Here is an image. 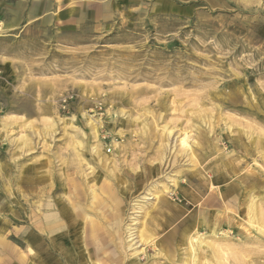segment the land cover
<instances>
[{
	"label": "rangeland",
	"instance_id": "obj_1",
	"mask_svg": "<svg viewBox=\"0 0 264 264\" xmlns=\"http://www.w3.org/2000/svg\"><path fill=\"white\" fill-rule=\"evenodd\" d=\"M53 201L84 208L77 264H179L184 234L264 264V0H0V264H34Z\"/></svg>",
	"mask_w": 264,
	"mask_h": 264
},
{
	"label": "bare ground",
	"instance_id": "obj_2",
	"mask_svg": "<svg viewBox=\"0 0 264 264\" xmlns=\"http://www.w3.org/2000/svg\"><path fill=\"white\" fill-rule=\"evenodd\" d=\"M208 117V116H207ZM211 121V119H210ZM91 122V120H90ZM96 122V121H95ZM229 122V121H228ZM91 123H94L93 121ZM96 124V123H95ZM232 125V124H231ZM141 126V125H140ZM207 126V125H206ZM252 126V125H251ZM250 127V126H249ZM228 128V127H227ZM91 129H93V131L95 132V125H91ZM181 130V129H180ZM257 130V129H256ZM165 131V130H164ZM171 131V130H170ZM178 131V130H177ZM186 132V131H185ZM183 132V135L181 134L178 135V143L180 146L182 147H190V142L188 140V134ZM181 133V132H180ZM167 135V134H166ZM166 137V136H165ZM250 137V136H249ZM176 141H177V138H176ZM194 144L196 146H199L200 144L196 141V139L194 140ZM190 150V149H189ZM91 151H92V155H94V158L96 159V162L98 165L102 166V167H109V163H110V159L109 158H106L105 156H103L99 151H97V147L95 146H92L91 148ZM191 152V151H190ZM91 154V153H90ZM192 155V154H191ZM186 156V155H185ZM193 156V155H192ZM95 162V161H94ZM96 164V165H97ZM41 167L40 166H37L36 167V175H37V178H36V184L39 185L43 182V180L47 183L49 182V180L51 179L49 175L46 176L45 173H42L41 171ZM196 171V170H195ZM225 172V171H224ZM209 176V175H208ZM180 177V176H179ZM230 179V178H229ZM38 187V186H37ZM40 187V186H39ZM210 187V186H209ZM214 186L211 185V188H213ZM257 187V186H256ZM50 188V187H49ZM210 188V189H211ZM38 189V188H37ZM51 189V188H50ZM124 189V188H123ZM122 189V190H123ZM38 194H37V198H38V202L40 201V198H41V194L40 193V189L37 191ZM257 192V191H256ZM255 192V193H256ZM263 192V191H262ZM233 194V193H232ZM147 195H154V198L158 200V203H163V202H166L167 201V196H166V193H165V189H163L157 196H155V194H147ZM252 196V195H251ZM257 196V195H256ZM144 197V196H143ZM146 198L144 199H148L147 196L145 195ZM237 197V196H236ZM96 198H97V195H96V191L95 189L92 190V195H91V201H90V205H88V207H95L96 205ZM249 198V197H248ZM251 199V197H250ZM255 200V198H254ZM68 201V200H67ZM235 201H236V198H235ZM250 201V200H249ZM146 202V201H145ZM155 202V201H154ZM245 202V201H244ZM253 202V201H251ZM40 203V202H39ZM44 203V202H43ZM46 203V202H45ZM247 203V202H246ZM41 205V203L39 204ZM47 205V204H46ZM74 207L73 208V211H69L68 208H66V205L62 204L61 205V202L58 201V203L55 201H53V204L51 203L50 204V207L51 209H49V212L46 214L45 217H43L44 215L41 213V210L37 209V215L35 217V220H34V226H33V239L34 240V251H35V259H34V264H77V258H76V251H78V247L76 248L75 244L74 243H70L68 241V239H63L61 238L62 237H68V235H72V229L71 226L69 225V223L67 221H69L68 219V216L69 217H72L74 216V213L76 214H80L81 210H83L84 208H80L79 205H74L72 204ZM155 205V203H154ZM259 205V204H258ZM247 206V204L245 205ZM249 207H251L252 209H256V206H254L253 203L249 204L248 205ZM49 207V205H48ZM153 208L156 207L155 206H152ZM142 207L140 206L139 209H141ZM144 208V207H143ZM260 208V207H259ZM263 209V208H262ZM248 210V209H247ZM46 211V210H45ZM76 211V212H74ZM260 211V210H259ZM258 211V212H259ZM144 212V217H147L149 216V213L150 212H147L146 210L143 211ZM248 211H246L247 213ZM257 212V213H258ZM245 213V214H246ZM250 213V212H248ZM253 213V212H252ZM250 215V214H249ZM248 215V216H249ZM254 215V214H253ZM259 215V213H258ZM260 221L263 220L264 222V219H263V215L260 214ZM87 216H85V220H88V222L90 223V237H93V234L94 232H96V228H95V225H94V221L89 219V218H86ZM135 217V216H134ZM247 217V216H246ZM74 218V217H73ZM253 219V218H252ZM251 219V220H252ZM248 220V219H247ZM258 220V219H257ZM256 220V221H257ZM250 221V220H249ZM70 222V221H69ZM78 222V221H77ZM252 222V221H251ZM250 222V223H251ZM75 221L72 224H74ZM197 223V222H196ZM256 223V222H255ZM143 230L142 232H139L138 234V241H136L135 243L133 244H130L129 246H133L136 245L137 242H143L142 245L148 243L151 240H154V238H151V236L153 235V230L145 223L143 222ZM262 224V221L261 223ZM133 225V224H132ZM145 225L147 226L146 229H144ZM251 225V224H250ZM253 225V224H252ZM255 225V224H254ZM262 226V225H261ZM67 227V228H66ZM259 227V226H258ZM256 228L259 229V228ZM59 228H63L65 230H63L62 232H59L57 233V235L60 237V241L61 242H57L56 244L52 242V239L50 238L53 234V231H56L57 229ZM135 228V227H133ZM263 228V227H261ZM67 229L69 232H67ZM130 229V227H129ZM209 229V228H208ZM264 230V228H263ZM131 231V230H130ZM258 231V230H257ZM256 231V232H257ZM213 232V231H212ZM259 232V231H258ZM264 232V231H262ZM261 233V232H260ZM259 233V234H260ZM61 234V235H60ZM133 233H131V236ZM215 234V233H214ZM83 235V234H82ZM258 235V234H257ZM129 236V235H128ZM137 237V236H136ZM155 237V236H154ZM181 237V236H180ZM69 238V237H68ZM134 239V238H132ZM50 241V242H47ZM133 241V240H132ZM259 241V240H258ZM131 242V241H130ZM194 242V243H193ZM196 242V243H195ZM211 243V242H210ZM207 240L204 239V237L202 236H196L194 239L192 236H190V234H184L182 236V248H176L174 246L171 247V249H169L168 247V252H166L168 254V259L170 261H175L176 263H179V264H208L209 261L207 260V258L209 257V253L207 252L208 249L210 248V251L213 247V244L211 245ZM227 243V242H226ZM88 242L85 243V250H87V247H88ZM138 244V243H137ZM155 244H158V242L156 241ZM228 244V243H227ZM259 244V243H258ZM226 245L225 244V248H226ZM247 246V245H245ZM65 247H68L67 249L68 250H63V248L65 249ZM95 247V246H94ZM219 246H217L218 248ZM223 247V246H222ZM221 247V248H222ZM81 248V247H80ZM132 248V247H131ZM249 248V247H248ZM77 249V250H76ZM137 247L135 246L134 250H135V253H137ZM83 250V249H82ZM178 250L179 252H182L183 250L186 251L185 254H187L182 260L180 259H177L176 258V253L175 251ZM217 250V249H216ZM215 250V251H216ZM166 251V250H165ZM213 251V249H212ZM214 251V252H215ZM224 251V250H223ZM227 251V250H226ZM232 252L235 251V250H231ZM184 252V251H183ZM231 252V253H232ZM163 253V252H162ZM161 253V254H162ZM165 253V252H164ZM163 253V254H164ZM242 253H244L242 251ZM216 254V253H215ZM239 254V253H238ZM241 254V253H240ZM221 255V254H220ZM222 255L224 256V254L222 253ZM221 255V256H222ZM234 255V254H233ZM133 256V255H132ZM164 256V255H163ZM240 256V255H239ZM244 256V254H243ZM217 257V255H216ZM232 257V255H231ZM242 257V255H241ZM163 258V257H162ZM218 258V257H217ZM222 258V257H221ZM226 259L228 257H225ZM224 258V260H225ZM236 258V257H235ZM244 258V257H243ZM219 259V258H218ZM167 260V259H166ZM220 260V259H219ZM224 260H221V261H224ZM233 260V259H231ZM242 260V259H240ZM137 261V259H136ZM218 260H216V263H217ZM229 261V260H228ZM236 261V260H234ZM247 261V260H246ZM207 262V263H206ZM220 261H218L219 263ZM231 262V261H230ZM237 263V262H236ZM240 263V261H239ZM243 263V262H241ZM223 264V262H222ZM225 264V263H224ZM245 264V263H244ZM247 264V263H246Z\"/></svg>",
	"mask_w": 264,
	"mask_h": 264
}]
</instances>
